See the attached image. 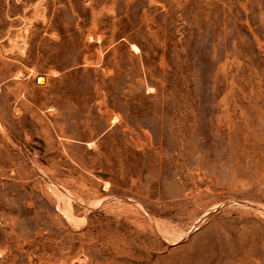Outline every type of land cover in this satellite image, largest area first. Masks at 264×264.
I'll list each match as a JSON object with an SVG mask.
<instances>
[{
  "label": "rangeland",
  "instance_id": "rangeland-1",
  "mask_svg": "<svg viewBox=\"0 0 264 264\" xmlns=\"http://www.w3.org/2000/svg\"><path fill=\"white\" fill-rule=\"evenodd\" d=\"M0 264H264V0H0Z\"/></svg>",
  "mask_w": 264,
  "mask_h": 264
}]
</instances>
